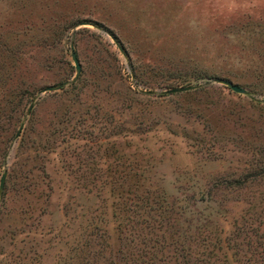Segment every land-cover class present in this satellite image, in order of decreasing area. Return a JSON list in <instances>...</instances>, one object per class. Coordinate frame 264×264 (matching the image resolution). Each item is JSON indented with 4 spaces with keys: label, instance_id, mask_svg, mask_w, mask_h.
I'll return each instance as SVG.
<instances>
[{
    "label": "rangeland",
    "instance_id": "374dc122",
    "mask_svg": "<svg viewBox=\"0 0 264 264\" xmlns=\"http://www.w3.org/2000/svg\"><path fill=\"white\" fill-rule=\"evenodd\" d=\"M5 169L0 264H264V0H0Z\"/></svg>",
    "mask_w": 264,
    "mask_h": 264
},
{
    "label": "water",
    "instance_id": "95a60500",
    "mask_svg": "<svg viewBox=\"0 0 264 264\" xmlns=\"http://www.w3.org/2000/svg\"><path fill=\"white\" fill-rule=\"evenodd\" d=\"M71 58L74 62V65H75V75L73 76V78L71 80H65L63 82H60V83H57V84H54V85H49V86H46L44 87L41 92H51V91H55V90H58V89H61L62 87H64L65 85H68L70 82L74 81L79 73H80V63L78 61V58H77V55L73 49V47H71ZM215 82L217 83H221L229 88H231L233 91L235 92H238V93H246V89L241 87L240 85L238 84H235L227 79H221V78H217L214 80ZM195 88L194 85H185V86H177V87H173L171 89H168L166 90L165 92L166 93H174V92H180V91H187V90H190V89H193ZM145 93H148V94H152V93H155L156 91L155 90H147V91H144ZM38 97V95L36 96V98ZM34 101H32V103L30 104L29 108H28V112L30 111L32 105H33ZM23 126V122L21 123L20 125V128L18 130V132L16 133L15 137H17L19 135V132L21 130V127ZM6 173H7V170L5 169L1 175V178H0V199L3 195V189H4V185H5V178H6Z\"/></svg>",
    "mask_w": 264,
    "mask_h": 264
},
{
    "label": "trees",
    "instance_id": "16d2710c",
    "mask_svg": "<svg viewBox=\"0 0 264 264\" xmlns=\"http://www.w3.org/2000/svg\"><path fill=\"white\" fill-rule=\"evenodd\" d=\"M137 254H138V253H137ZM143 255H144V254L142 253V254H141V257H143Z\"/></svg>",
    "mask_w": 264,
    "mask_h": 264
}]
</instances>
